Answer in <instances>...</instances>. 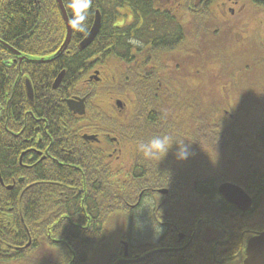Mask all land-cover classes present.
Instances as JSON below:
<instances>
[{
  "label": "trees",
  "instance_id": "1",
  "mask_svg": "<svg viewBox=\"0 0 264 264\" xmlns=\"http://www.w3.org/2000/svg\"><path fill=\"white\" fill-rule=\"evenodd\" d=\"M61 1L71 25L69 45L53 61L39 64L32 60L53 56L65 37L55 1L0 0V160H7L15 178L23 177L18 166L23 140L33 137L38 126L32 142L50 134L54 147L62 125L65 140L81 143L75 135L93 133L101 146L111 138L116 143L112 148L121 150L118 159L109 161V173H101L94 186L89 164L75 175L83 191L79 205H94L96 217L100 215L96 219L101 227H109L113 243L123 236L117 232L131 220L130 206L139 194L152 196L163 189L171 199L164 202L166 208H212L218 187L228 183L252 195L256 206L264 204V47L251 43L253 36L245 30L254 17L242 16L264 13V0H239L241 9L234 15L223 9L229 0H180L182 13L188 2L191 16L181 24L171 18V0ZM95 11L101 16L99 32L79 51L76 47ZM1 43L23 57L21 64ZM91 70L99 72V81L86 83L84 76ZM61 71L59 89L52 90ZM24 78L31 85L32 102L26 98ZM84 95L86 111L80 118L58 103L59 96ZM117 100L122 110L114 106ZM163 134L190 145L188 158L177 159L173 143L164 157L144 159L138 144ZM83 146L88 150L85 157L100 158L93 155L99 145ZM99 163L96 167L102 160ZM42 183L44 193L31 198L0 187V211L18 207L13 211L23 222L10 223L19 230L28 223L25 208L32 200L47 222L49 239L42 248L52 258L44 262L75 264L71 253L50 240L59 238V170ZM105 208H110L109 216H104ZM262 212L254 218L257 232L264 229ZM198 214L218 221L214 210ZM222 224L232 242L233 217ZM2 237L7 242L12 238ZM66 247L72 249L73 244ZM115 257L114 251L110 258Z\"/></svg>",
  "mask_w": 264,
  "mask_h": 264
},
{
  "label": "flooded vegetation",
  "instance_id": "2",
  "mask_svg": "<svg viewBox=\"0 0 264 264\" xmlns=\"http://www.w3.org/2000/svg\"><path fill=\"white\" fill-rule=\"evenodd\" d=\"M171 1L173 5L171 18L174 21L181 24L182 21L186 22L190 19L188 2L185 3L182 13L180 0ZM223 4H225L223 9L230 15L241 9L239 0H229ZM242 16L254 17V22L246 23L245 30L253 36L251 43L254 41L256 47H264V13L242 14ZM76 48L78 49V45ZM16 58L18 65L21 64L23 57ZM96 72L98 80L95 78ZM88 73L86 77L84 76V82L99 81L97 70ZM61 81L58 87L52 90H58ZM86 95L68 99L59 96L58 103L67 108L65 100L84 99L86 111ZM116 109L122 110L123 104L121 108L116 107ZM70 113L75 118L85 115V112L83 115ZM38 129V126L34 128L33 137L29 135L27 140H23L25 147L18 159L19 171H23V177L15 178L7 160H0V187L13 196L20 198L26 195L31 198L37 193H44L41 189L42 184H45L42 183L43 179L48 177L49 173L55 172L56 168L59 170V238L50 240L59 243V246H62L59 248L64 247L68 253H71L75 264H115L120 260L127 261L122 264H242L248 240L264 232V229L258 232L254 230L255 215L261 216L264 204L256 206L252 195L238 186L250 199V204L231 205L217 192V204L212 208H174L171 205L166 208L164 202L171 199H168L167 191L161 189L165 193H160L161 190H158L156 195H138L136 203L130 206L131 220L127 225L123 224L124 227L122 225L117 232L118 235L123 236L113 243L111 232L108 231L109 227H101L100 221L96 219L100 218V215L96 217L94 205L88 204V208L79 205L78 198L83 191L78 188L75 175L78 174L77 171H81V168L86 169L85 164H89L91 184L94 186L101 173H109V161L112 158L118 159L121 150L112 148V143L114 142V145L116 143L111 138L105 140L101 146V141L93 133L82 132L80 135H75L82 141L81 143L65 140L62 125H59V144L54 147L51 145L50 134H42L38 136L37 141L32 142ZM89 137L92 139H87ZM86 143L99 145L97 153L94 151L93 155L96 154L100 158L85 157L88 150L87 146L83 145ZM101 160L103 164L96 167L97 164H101L99 163ZM4 179L11 180V183H4ZM30 202L25 208L28 223L19 230L12 229L10 223V219L14 221L17 219L22 224L20 213L13 211V208L18 207L1 208L3 210L0 211V264H32L34 259L39 260L36 264H46L44 261L52 258L48 257L42 248L49 239L45 215L42 211L36 210H40V206L32 204V200ZM204 210H214L218 221L206 220L202 214H198ZM192 211L196 213L193 214ZM109 213L110 208H105L104 216H109ZM135 214L139 218L137 221ZM230 216L234 221L232 242H230V232L222 224V220ZM104 223L106 225V221ZM4 234L12 236L9 242L2 237ZM69 243L73 244L72 249L66 247ZM96 243L100 246L97 247ZM114 251L116 257L111 260ZM148 254L150 255L143 261L131 262Z\"/></svg>",
  "mask_w": 264,
  "mask_h": 264
},
{
  "label": "water",
  "instance_id": "3",
  "mask_svg": "<svg viewBox=\"0 0 264 264\" xmlns=\"http://www.w3.org/2000/svg\"><path fill=\"white\" fill-rule=\"evenodd\" d=\"M55 3L58 7V10H60L63 22L65 25V30H66V35L65 39L59 48V50L50 58L47 59H35L32 60V62L35 63H49L53 61L55 58L59 57L67 48L70 40V35H71V29L70 25L67 19L66 12L62 6L61 0H55ZM101 27V16L98 11H95L94 17H93V22L91 25V28L89 32L86 34V36L83 38V40L78 44V50L82 51L86 49L94 40V38L97 36L99 29ZM3 48H5L8 52L13 54L16 57H19V53L11 49L9 46L6 44L1 43ZM64 72L62 71L54 80L52 89H56L63 77ZM98 73L96 72L95 78L97 79ZM24 85H25V93H26V98L29 102H32L33 100V92L31 85L28 81L27 78L24 79ZM65 104L70 112H72L75 115H83L85 112V107H84V99H69L65 100ZM115 105L117 108H121L122 103L120 101H116ZM87 139H92L91 137ZM160 193H165V191H159ZM218 194L229 204L231 205H240V204H245L247 203L250 204V199L247 197V195L237 186L232 185V184H222L218 187L217 190ZM126 246V245H124ZM150 254L147 256L140 258L138 260L131 261L132 263H137L140 261H143L146 259ZM127 261L120 260L116 262L115 264H122ZM242 264H264V232H261L252 238H250L247 242L246 250H245V258L242 261Z\"/></svg>",
  "mask_w": 264,
  "mask_h": 264
},
{
  "label": "clouds",
  "instance_id": "4",
  "mask_svg": "<svg viewBox=\"0 0 264 264\" xmlns=\"http://www.w3.org/2000/svg\"><path fill=\"white\" fill-rule=\"evenodd\" d=\"M173 143L177 145L175 153L176 158L179 160L187 159L190 155V145L184 142L173 141L172 137L167 134L155 135L147 142H140L138 144V151L142 154L144 159L151 161L160 158L161 154H163L164 157L171 149Z\"/></svg>",
  "mask_w": 264,
  "mask_h": 264
},
{
  "label": "bare ground",
  "instance_id": "5",
  "mask_svg": "<svg viewBox=\"0 0 264 264\" xmlns=\"http://www.w3.org/2000/svg\"><path fill=\"white\" fill-rule=\"evenodd\" d=\"M55 1V0H54ZM61 3H62V1H61ZM56 4V3H55ZM57 6V5H56ZM62 6H63V4H62ZM58 8V7H57ZM64 8V7H63ZM65 10V9H64ZM59 11V15H60V18H61V20L63 21V18H62V15H61V12H60V10H58ZM67 15V14H66ZM67 19H68V17H67ZM68 22H69V20H68ZM64 23V22H63ZM69 25H70V23H69ZM64 27H65V25H64ZM91 28V27H90ZM70 29H71V25H70ZM90 30V29H89ZM66 31V30H65ZM89 32V31H88ZM87 32V33H88ZM65 35H66V33H65ZM70 37H71V35H70ZM64 39H65V37H64ZM64 41V40H63ZM69 42H70V40H69ZM63 43V42H62ZM62 45V44H61ZM69 45V44H68ZM8 46V45H7ZM61 47V46H60ZM68 47V46H67ZM11 48V47H10ZM11 49H13V48H11ZM14 50V49H13ZM15 51V50H14ZM17 52V51H16Z\"/></svg>",
  "mask_w": 264,
  "mask_h": 264
},
{
  "label": "rangeland",
  "instance_id": "6",
  "mask_svg": "<svg viewBox=\"0 0 264 264\" xmlns=\"http://www.w3.org/2000/svg\"><path fill=\"white\" fill-rule=\"evenodd\" d=\"M137 220H139V218H138V215L137 214H135V221H137ZM110 251V250H109ZM231 264H233V263H231ZM236 264V263H235Z\"/></svg>",
  "mask_w": 264,
  "mask_h": 264
}]
</instances>
